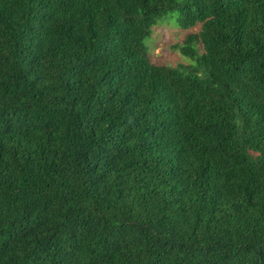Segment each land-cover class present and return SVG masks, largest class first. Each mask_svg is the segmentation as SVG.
Returning <instances> with one entry per match:
<instances>
[{
  "label": "trees",
  "instance_id": "16d2710c",
  "mask_svg": "<svg viewBox=\"0 0 264 264\" xmlns=\"http://www.w3.org/2000/svg\"><path fill=\"white\" fill-rule=\"evenodd\" d=\"M0 264H264V0H0Z\"/></svg>",
  "mask_w": 264,
  "mask_h": 264
},
{
  "label": "rangeland",
  "instance_id": "374dc122",
  "mask_svg": "<svg viewBox=\"0 0 264 264\" xmlns=\"http://www.w3.org/2000/svg\"><path fill=\"white\" fill-rule=\"evenodd\" d=\"M196 30L197 26L190 31L195 32ZM185 32L166 22L153 26L151 34L145 42L150 63L169 67L179 63H187L175 47L181 42Z\"/></svg>",
  "mask_w": 264,
  "mask_h": 264
}]
</instances>
